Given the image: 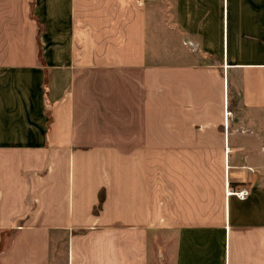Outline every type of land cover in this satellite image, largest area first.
<instances>
[{
	"label": "crops",
	"instance_id": "crops-1",
	"mask_svg": "<svg viewBox=\"0 0 264 264\" xmlns=\"http://www.w3.org/2000/svg\"><path fill=\"white\" fill-rule=\"evenodd\" d=\"M158 1L0 0V264H264V0Z\"/></svg>",
	"mask_w": 264,
	"mask_h": 264
},
{
	"label": "rangeland",
	"instance_id": "rangeland-1",
	"mask_svg": "<svg viewBox=\"0 0 264 264\" xmlns=\"http://www.w3.org/2000/svg\"><path fill=\"white\" fill-rule=\"evenodd\" d=\"M156 7H157V27L162 29V27L164 25H171L173 23V19L171 20V16L174 15V13L172 12L170 15L169 12V8L166 7V5L164 4L163 1H158L156 2ZM174 11V9H173ZM166 18V19H165ZM227 112V111H226ZM226 112H225V116H226Z\"/></svg>",
	"mask_w": 264,
	"mask_h": 264
},
{
	"label": "built area",
	"instance_id": "built-area-1",
	"mask_svg": "<svg viewBox=\"0 0 264 264\" xmlns=\"http://www.w3.org/2000/svg\"><path fill=\"white\" fill-rule=\"evenodd\" d=\"M229 114L230 112H226V117ZM225 195L227 196L235 195L239 199H244L248 195V191L246 189H238V190L232 191V190H228V186H227L225 190Z\"/></svg>",
	"mask_w": 264,
	"mask_h": 264
},
{
	"label": "trees",
	"instance_id": "trees-1",
	"mask_svg": "<svg viewBox=\"0 0 264 264\" xmlns=\"http://www.w3.org/2000/svg\"><path fill=\"white\" fill-rule=\"evenodd\" d=\"M102 201H103V194L99 193V202L98 205L95 207V212L97 211V209L100 208Z\"/></svg>",
	"mask_w": 264,
	"mask_h": 264
}]
</instances>
